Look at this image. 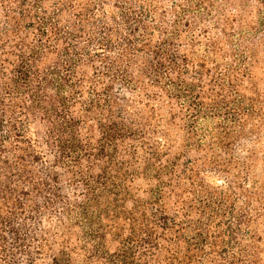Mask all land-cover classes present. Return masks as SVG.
I'll list each match as a JSON object with an SVG mask.
<instances>
[{
	"label": "trees",
	"instance_id": "trees-1",
	"mask_svg": "<svg viewBox=\"0 0 264 264\" xmlns=\"http://www.w3.org/2000/svg\"><path fill=\"white\" fill-rule=\"evenodd\" d=\"M0 264H264V0H0Z\"/></svg>",
	"mask_w": 264,
	"mask_h": 264
}]
</instances>
